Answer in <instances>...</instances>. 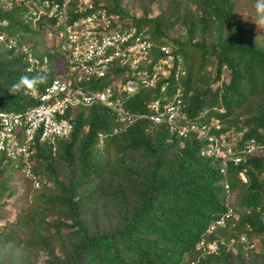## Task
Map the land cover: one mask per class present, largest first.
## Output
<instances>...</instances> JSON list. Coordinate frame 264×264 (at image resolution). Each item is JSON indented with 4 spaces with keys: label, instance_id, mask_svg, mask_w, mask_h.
<instances>
[{
    "label": "trees",
    "instance_id": "1",
    "mask_svg": "<svg viewBox=\"0 0 264 264\" xmlns=\"http://www.w3.org/2000/svg\"><path fill=\"white\" fill-rule=\"evenodd\" d=\"M103 6L117 15L119 29L144 30L156 45H172L174 64L180 61L185 70L180 96L190 116L206 109L223 130H244L233 149L246 141L264 143V49L243 42L233 0H167L161 9L155 0H103ZM18 13L0 6L6 32L21 31L14 29ZM169 29L182 30V39H169ZM25 68L22 53L0 44V110L35 105L29 94H10V86L22 75H44L41 90L55 70ZM155 91L135 94L125 107L146 113ZM112 126L111 112L100 105L76 109L67 138L34 144L29 162L36 187L0 155V210L2 198L21 187L19 181L8 185L10 174L16 172L31 189L24 193L31 203L7 223L13 227L0 224V264H264V221L254 210L264 192V148L229 166L238 215L208 235L204 231L221 212L223 195L217 164L202 155V142L192 134L177 137L147 119L121 134H111ZM97 132H103L102 140ZM239 234L254 246L239 243ZM217 236L216 252L195 248L199 239Z\"/></svg>",
    "mask_w": 264,
    "mask_h": 264
},
{
    "label": "built area",
    "instance_id": "2",
    "mask_svg": "<svg viewBox=\"0 0 264 264\" xmlns=\"http://www.w3.org/2000/svg\"><path fill=\"white\" fill-rule=\"evenodd\" d=\"M68 3L73 5L71 12L67 11ZM0 6L5 10L18 8V17L23 23L37 24L43 18L51 20L49 36L55 47L50 53L56 57V74L37 94H29L38 101L35 105L20 112L0 110V155L12 161L13 167L34 187L37 180L29 162L34 144H53L56 139L66 138L73 129L75 109L92 105L111 112L117 123L113 132L136 119L166 123L180 136L194 133L206 139L203 153L221 159V172L228 161L240 160L232 149L239 133L216 135L220 127L217 120L206 125L188 123L181 110V100L177 98L178 89L172 98L166 96L169 78L177 79L182 74L178 66H173L169 46L156 45L144 30L119 29L117 15L106 11L103 0H0ZM7 23V19H0V44L24 55L26 72L47 71L46 56L38 58L18 34L6 32ZM104 80L108 82L104 84ZM154 87H158L160 94L149 99L147 113L127 110L125 101L133 94ZM261 148L264 143L256 145L246 141L238 152L252 153ZM225 207L223 214L208 225L206 234L216 226H223L226 218L234 217L227 202ZM255 210L264 220V195ZM240 241L246 242L244 236H240ZM196 247L211 252L216 244L199 239Z\"/></svg>",
    "mask_w": 264,
    "mask_h": 264
},
{
    "label": "clouds",
    "instance_id": "3",
    "mask_svg": "<svg viewBox=\"0 0 264 264\" xmlns=\"http://www.w3.org/2000/svg\"><path fill=\"white\" fill-rule=\"evenodd\" d=\"M254 8H255V12H256V19H255V24L257 25V26H264V0H255V3H254ZM19 33V32H18ZM18 33H15V34H18ZM21 38V37H20ZM23 41H24V39H23ZM29 49L31 50V48H30V46H29ZM32 52H33V50H31ZM34 53V52H33ZM40 53V52H39ZM41 55H42V57L43 56H46V59H47V71L50 69L51 70V67H53L55 70H54V73L56 74V72H57V68H58V66L57 65H55V55H53V54H51L50 52H48L47 50H45V51H42V53H40ZM48 54V55H47ZM173 58V57H172ZM181 62L180 61H177V64L175 65L174 64V59H173V66L174 67H176V66H178L179 68H180V70L182 71V74H179V76H178V78L177 79H172V78H169L170 80H169V84H168V87L170 86V84H171V82L172 83H174L175 85H171V86H173L174 87V92L172 93V94H169V93H167V88H166V90H165V94H166V96L168 97V98H172L174 95H175V90L176 89H178V94H177V98H179L180 100H181V105H182V107H181V110H182V112L186 115V117H187V119H188V123H191V122H198V123H200L201 125L202 124H204V125H206L207 123H210V122H212L213 120H217L218 122H219V129L217 130V131H215V134L217 135V134H219V133H226V134H229V133H239V135H238V139L241 137V135L243 134V132H244V130H236V131H232V130H228V131H225V130H223V127H222V123H221V120L218 118V117H216L215 115H209V116H207L206 114H207V110L206 109H203V111L202 112H200L198 115H196V116H194V117H192V116H190L188 113H187V111L185 110V102H183L182 101V99H181V89H180V86H181V79L183 80L184 78H185V70L184 69H182L181 68V66H182V64H180ZM42 72H44V71H42ZM46 72V71H45ZM53 78V77H52ZM51 78V79H52ZM46 80H47V77L46 76H44V75H37V76H32V77H30V76H28V75H22L20 78H19V80L16 82V83H14V84H12L11 86H10V88H9V93L10 94H12V95H16V94H18V93H21V92H23V94H32V95H35V94H37V92H39V91H41V90H38L39 89V86L41 85V84H44V83H46ZM47 85V84H46ZM45 85V86H46ZM44 88V87H43ZM154 88H156V91H155V94L150 98V99H153V98H155V97H157L159 94H160V92H159V90H158V87H154ZM137 94V93H136ZM135 94H133L132 96H134ZM131 96V97H132ZM30 97H32V96H30ZM130 97V98H131ZM33 98V97H32ZM33 99H35V98H33ZM38 102V101H37ZM126 102V101H125ZM125 105V104H124ZM79 108H84V107H79ZM78 109V108H77ZM128 110V109H127ZM75 111H76V109H75ZM147 111H148V109H147ZM220 111V110H219ZM131 112V111H130ZM84 113H86V109L84 110ZM147 113V112H146ZM74 117V116H73ZM73 120V119H72ZM137 120V119H136ZM136 120H134V121H136ZM133 121V122H134ZM133 122H131L130 124H132ZM72 123H73V121H72ZM129 124V125H130ZM159 124H162V123H159ZM163 124H165V126H166V128L168 129V131L169 132H171V133H173L175 136H177V137H180V138H182V137H184V136H186L187 134H192L194 137H196V138H198L201 142H202V147H201V149H202V155L203 156H205V157H207V158H210V159H212V160H214L215 162H216V164H217V170H218V173L220 174V176H221V188H222V195H223V199H222V206H223V208L221 209V212L219 213V215L218 216H216V217H214V218H212L211 220H210V222H208V225L212 222V221H214L215 219H217V218H219V216H221L222 214H223V212H224V210H226V207H225V203L227 202L228 203V205H229V207H230V209H231V211H232V213L234 214V217H229V218H226L225 219V221H224V224H223V226H216L213 230H212V232L213 231H215L216 230V228L218 227V228H224L225 226H226V222H228V221H234L235 219H236V217H237V215H238V213L235 211V201H236V197H235V195H233V193H232V191H231V187H230V183H229V175H228V169H229V166L230 165H232V166H236V165H238L241 161H242V159H243V157H245V155H248V154H251V153H239L238 152V149H233V146L235 145V143L232 145V149H233V151L235 150L236 152H237V154L239 155V157H240V160L238 161V162H236V163H233L232 161H228L227 162V164L224 166V172H221L220 171V168L222 167V164H221V159L220 158H214V157H212V156H206L204 153H203V151H204V148H205V145H206V139H204V138H200V137H198V136H196V134H194V133H186L184 136H180L177 132H176V130H175V128L172 130L171 128H169V126L166 124V123H163ZM129 125H126L125 127H123L121 130H119V131H117V132H113V128L115 127V126H117V123H115V121H114V119H113V126H112V128H111V134H121V133H123L124 131H125V129H126V127H128ZM98 133H100L102 136H101V138H98V136H97V134ZM97 134H96V137L99 139V140H102L103 139V137H104V134H103V132H97ZM68 137V136H67ZM66 137V138H67ZM62 139V138H61ZM58 140V139H57ZM262 149V148H261ZM236 176H237V178L241 181V182H243V183H245L246 182V178H245V175H244V173L242 172V171H238L237 172V174H236ZM227 185V187L225 188L224 187V185ZM264 195V192L263 193H261L260 194V197H261V202H262V196ZM258 205H260V204H258ZM256 206L257 205H255L254 206V210H255V208H256ZM256 211V210H255ZM249 211L248 210H246V213H248ZM262 220H263V218H262ZM264 221V220H263ZM233 224H231V226H232ZM208 227V226H207ZM207 229V228H206ZM206 229H205V231H206ZM205 231H204V233H205ZM211 232V233H212ZM210 233V234H211ZM210 234H208V235H210ZM240 236H244L243 234H239L238 235V241H239V243H241L243 246H245V247H248V248H252L253 246H254V243L252 242V243H249V241L245 238V236H244V238H245V240H246V242H241L240 241ZM209 241H214L215 242V244H216V248H215V250L214 251H211V252H208V251H206V249L205 248H197L196 247V244H197V242H196V244H195V248H197V249H203V250H205L206 252H208V253H214V252H216L217 251V248H218V242L219 241H221V239H219V236H217L216 238H212V239H210V240H208V241H206V242H209Z\"/></svg>",
    "mask_w": 264,
    "mask_h": 264
},
{
    "label": "rangeland",
    "instance_id": "4",
    "mask_svg": "<svg viewBox=\"0 0 264 264\" xmlns=\"http://www.w3.org/2000/svg\"><path fill=\"white\" fill-rule=\"evenodd\" d=\"M132 2V1H131ZM156 5L159 9L164 8L167 5V0H155ZM234 8L233 13L236 19L241 23V33L240 37L244 43L254 44L260 48L264 49V26H257L254 22L256 19V12L254 8L255 1L252 0H233ZM73 9L72 3L67 4V11L71 12ZM164 10V9H163ZM51 20L43 18L37 24L23 23L22 20L15 22L14 29H20L18 35L21 39H24L25 44L31 46V49L34 52H40L47 50L50 52L51 49H54L53 40L49 36ZM18 28V29H17ZM166 36L169 39L175 38L181 40L183 37V31L169 29L166 31ZM168 39V40H169ZM170 43V41H169ZM169 48H172V45H168ZM56 60V57H55ZM181 64V63H180ZM55 73H53V76ZM18 174L16 172L10 174V179L8 181L9 186H15L16 184L21 183V187L14 189V194L10 197H3V207L1 211V220L0 224H7L9 221H14L15 217L22 212V209L29 205L30 198L24 195V193L30 192L28 183L22 182L20 178L17 179ZM15 200L14 203H11L12 200ZM6 227H13L11 224H7ZM15 228L17 226H14ZM229 249L235 250L233 245H229ZM40 258L37 257L39 261ZM39 263V262H38Z\"/></svg>",
    "mask_w": 264,
    "mask_h": 264
},
{
    "label": "crops",
    "instance_id": "5",
    "mask_svg": "<svg viewBox=\"0 0 264 264\" xmlns=\"http://www.w3.org/2000/svg\"><path fill=\"white\" fill-rule=\"evenodd\" d=\"M57 70H58V68H57Z\"/></svg>",
    "mask_w": 264,
    "mask_h": 264
}]
</instances>
